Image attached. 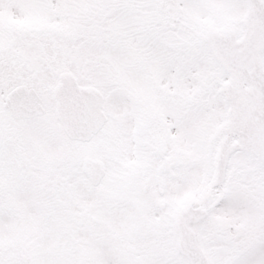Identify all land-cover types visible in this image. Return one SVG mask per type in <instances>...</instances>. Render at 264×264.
<instances>
[{
  "label": "snow or ice",
  "instance_id": "snow-or-ice-1",
  "mask_svg": "<svg viewBox=\"0 0 264 264\" xmlns=\"http://www.w3.org/2000/svg\"><path fill=\"white\" fill-rule=\"evenodd\" d=\"M0 264H264V0H0Z\"/></svg>",
  "mask_w": 264,
  "mask_h": 264
}]
</instances>
